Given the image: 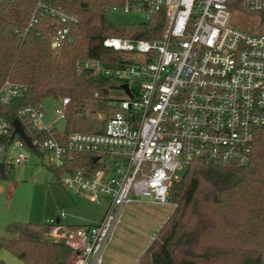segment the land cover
Returning <instances> with one entry per match:
<instances>
[{"label": "built area", "instance_id": "built-area-1", "mask_svg": "<svg viewBox=\"0 0 264 264\" xmlns=\"http://www.w3.org/2000/svg\"><path fill=\"white\" fill-rule=\"evenodd\" d=\"M241 6L248 13L264 12V0H241ZM111 9L140 14L143 24L157 22L159 33L153 40L105 37L102 46L120 54L116 65L76 62L78 72L89 70L127 86L129 94L120 89L125 98L105 127L95 133L59 131L55 123L66 120L67 97L59 98L53 121L42 103L16 113L30 131L48 133L30 138V146L49 156L50 167L62 170L56 184L66 194L108 201L95 224H63L62 209L44 224L46 239L70 248L67 264H103L127 204L139 198L169 204L172 185L192 165H246L256 132L264 129V34L234 25L228 0H122ZM79 27L77 14L38 0L23 34L43 31L59 55L75 42ZM25 89L5 82L0 102L7 104ZM12 129L0 119V165L7 168L28 161L20 137L7 140Z\"/></svg>", "mask_w": 264, "mask_h": 264}, {"label": "trees", "instance_id": "trees-1", "mask_svg": "<svg viewBox=\"0 0 264 264\" xmlns=\"http://www.w3.org/2000/svg\"><path fill=\"white\" fill-rule=\"evenodd\" d=\"M38 0H0V89L5 82L26 87L23 94L7 104L0 102V119L13 124L17 111L25 105H37L48 98L67 97L66 118H71L75 102L107 101L110 79L89 70L78 72L76 62L97 59L116 65L120 54L102 46L109 36L153 40L159 33L157 22L139 23L122 30L107 23L106 13L121 5L122 0H47L80 17L75 42L65 46L59 55L53 53L46 34L24 30ZM241 0H228L230 9ZM258 30L264 34V12L256 13ZM30 138L42 139L46 132L30 131ZM13 129L7 136L11 142ZM69 122L65 133H69ZM99 132V131H97ZM35 154L41 152L25 144ZM73 166H80L79 157ZM85 157V156H84ZM81 159V158H80ZM92 162L90 157L83 158ZM58 177L62 170L49 166ZM11 168L0 170V179L8 177ZM205 187V188H204ZM205 189L200 210L198 197ZM169 201L176 209L159 229L140 257L138 264H264V129H258L250 159L246 165L196 164L188 167L170 190ZM202 209V210H201ZM191 210L193 212H191ZM190 224L189 233L183 227ZM7 231L15 238H0V250H6L23 264H67L71 253L63 243L46 239L43 231L28 224H12ZM183 240L186 253L178 248ZM194 249V250H192ZM193 251V252H192ZM0 264H5L0 261Z\"/></svg>", "mask_w": 264, "mask_h": 264}, {"label": "rangeland", "instance_id": "rangeland-1", "mask_svg": "<svg viewBox=\"0 0 264 264\" xmlns=\"http://www.w3.org/2000/svg\"><path fill=\"white\" fill-rule=\"evenodd\" d=\"M231 10V21L234 25L248 32L260 33L258 15L245 12L241 5ZM106 20L111 26L122 30L143 23L144 17L135 13L121 14L110 8L106 13ZM109 83L112 88L109 90L107 101L96 99L98 96L94 94L95 100L75 102L72 105L70 120L67 121L69 118L58 120L55 127L65 132L69 122V131L81 133L101 131L116 110L118 101L125 98L119 88L120 80L110 79ZM59 98L62 96L48 98L42 102L49 121L55 120L53 109ZM25 152L28 157L25 165L14 166L8 177L0 180L3 186V190L0 191V238L16 237L7 231V227L12 224L42 227L60 209L66 215L63 224H95L103 218L107 210V200L98 204L86 198L71 197L56 184L57 176L49 169L47 154L37 155L29 149ZM204 188L198 197V207L193 211L197 212L203 206ZM175 209L176 204L170 201L169 204L156 206L147 203L144 198L127 204L120 213L112 238L107 244L105 251L109 256L104 255L103 264H138L137 261L146 247ZM183 231L189 233L190 224L185 225ZM184 245L185 242L182 240L178 248L175 247L180 254L178 256L186 253ZM0 261L5 264H23L6 250H0ZM223 264L235 263L224 261Z\"/></svg>", "mask_w": 264, "mask_h": 264}, {"label": "water", "instance_id": "water-1", "mask_svg": "<svg viewBox=\"0 0 264 264\" xmlns=\"http://www.w3.org/2000/svg\"><path fill=\"white\" fill-rule=\"evenodd\" d=\"M120 89H123L127 94H129L128 90H127V86L126 85H120L119 87ZM13 127H14V131L13 134L14 135H18L20 137V139L27 144L28 146H30V139L27 137L21 123L18 120L13 121ZM0 170H3V166L0 165Z\"/></svg>", "mask_w": 264, "mask_h": 264}, {"label": "crops", "instance_id": "crops-1", "mask_svg": "<svg viewBox=\"0 0 264 264\" xmlns=\"http://www.w3.org/2000/svg\"><path fill=\"white\" fill-rule=\"evenodd\" d=\"M3 179H5V178H3ZM0 180H1V179H0ZM2 190H3V186H2V184L0 183V191H2ZM100 220H101V219H100ZM100 220H99V221H100ZM31 227H32V226H31ZM32 228H34V227H32ZM34 229H37V230H41V229H42L41 231H43V230H44V225H43L42 227H37V228H34ZM150 243H151V242H150ZM146 248H147V247H146ZM105 250H106V248H105ZM105 250H104V253H103V258H104V255L107 256ZM144 251H145V250H144ZM142 254H143V253H142ZM108 256H109V255H108ZM108 256H107V257H108ZM138 262H139V260L137 261V263H138Z\"/></svg>", "mask_w": 264, "mask_h": 264}]
</instances>
